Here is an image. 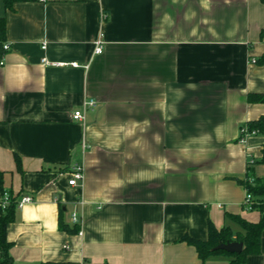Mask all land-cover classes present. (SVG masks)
Returning a JSON list of instances; mask_svg holds the SVG:
<instances>
[{
	"label": "crops",
	"instance_id": "1",
	"mask_svg": "<svg viewBox=\"0 0 264 264\" xmlns=\"http://www.w3.org/2000/svg\"><path fill=\"white\" fill-rule=\"evenodd\" d=\"M0 16L11 44L0 56L2 184L33 197L7 228L14 264H230L203 261L182 237L206 239L210 221L239 229L228 213L260 218L244 211L240 181L264 177V133H240L264 114L248 100L264 93V3L25 0L6 10L0 0ZM86 98L98 105L81 122L73 113ZM74 161L80 186L69 184ZM74 212L79 232L62 229L61 218L74 229ZM247 264H264V231Z\"/></svg>",
	"mask_w": 264,
	"mask_h": 264
},
{
	"label": "trees",
	"instance_id": "2",
	"mask_svg": "<svg viewBox=\"0 0 264 264\" xmlns=\"http://www.w3.org/2000/svg\"><path fill=\"white\" fill-rule=\"evenodd\" d=\"M25 0H3L6 10H13L16 2ZM264 3V0H261ZM7 21L5 16H0V56L4 57L7 51L3 49V44L6 41ZM1 57V58H2ZM258 63L264 64V54L257 60ZM250 102L264 103V93H250L248 95ZM242 128H247L250 132L255 131V134L264 133V114L258 119L244 123ZM243 133H240V140ZM18 170L23 171L22 162L16 155ZM264 163V148L263 156L260 159ZM3 173L0 172V189L2 195L5 192L3 187ZM246 188L247 194L251 195L248 204L244 203V211L256 210L260 213L258 220H249L243 214H230L228 218L239 224V229H234L230 224L218 229L211 221L209 223L208 237L206 239L194 238L190 235H185L182 240L187 241L196 247L200 258L203 261L210 259L216 255L224 254L230 257V264H247V258L251 254H259L262 250V234L264 231V177H256L253 180L249 177L240 181ZM10 199L6 206L0 204V264H14L13 257L10 254V248L13 245L8 239L7 228L9 223L15 220L16 211L18 209L19 196L10 192ZM250 206V207H249ZM60 227L71 232H79V224H75L74 229L68 228V225L61 218ZM233 241L243 242L244 248L241 253H230L226 250H213L220 243H228Z\"/></svg>",
	"mask_w": 264,
	"mask_h": 264
},
{
	"label": "built area",
	"instance_id": "3",
	"mask_svg": "<svg viewBox=\"0 0 264 264\" xmlns=\"http://www.w3.org/2000/svg\"><path fill=\"white\" fill-rule=\"evenodd\" d=\"M106 13H101V19L105 20L107 18ZM105 35L104 32L101 31L98 37L94 41V54L98 55L103 53L104 46H105ZM11 48V44L7 41L3 44V49L5 51H9ZM2 57V56H1ZM45 63H50L47 59H44ZM1 64H3V61H1ZM77 64V63H73ZM98 105V101L95 98H86L82 103V109H78L74 111L73 117L77 119L78 121L84 122L86 118V112L89 109L95 108ZM241 132L243 133V136L241 137L242 142H245L248 136L254 135L255 131L250 132L247 128H242ZM87 145L84 144V147ZM252 163L254 160L251 161ZM84 180V165L83 163H80L78 161H74L70 165V178H69V184L72 186H80ZM10 194L8 191H5L2 195V198L0 200V204L2 206H6L9 202ZM251 199V195L247 194L245 199V204H248ZM33 197L31 195H24L21 197L18 201V207H23L26 203L32 202ZM250 207V206H249ZM72 220L75 224H80L81 220L79 219L76 212L72 214Z\"/></svg>",
	"mask_w": 264,
	"mask_h": 264
},
{
	"label": "water",
	"instance_id": "4",
	"mask_svg": "<svg viewBox=\"0 0 264 264\" xmlns=\"http://www.w3.org/2000/svg\"><path fill=\"white\" fill-rule=\"evenodd\" d=\"M243 248H244L243 242L233 241L228 243H220L215 248H213V250L223 249L230 253H241L243 251Z\"/></svg>",
	"mask_w": 264,
	"mask_h": 264
}]
</instances>
